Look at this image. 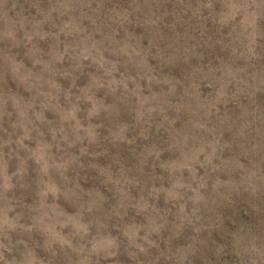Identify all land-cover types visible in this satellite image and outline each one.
<instances>
[{
  "label": "clouds",
  "instance_id": "obj_1",
  "mask_svg": "<svg viewBox=\"0 0 264 264\" xmlns=\"http://www.w3.org/2000/svg\"><path fill=\"white\" fill-rule=\"evenodd\" d=\"M17 3L0 264H264V0Z\"/></svg>",
  "mask_w": 264,
  "mask_h": 264
},
{
  "label": "rangeland",
  "instance_id": "obj_2",
  "mask_svg": "<svg viewBox=\"0 0 264 264\" xmlns=\"http://www.w3.org/2000/svg\"><path fill=\"white\" fill-rule=\"evenodd\" d=\"M33 0H18L17 6L15 11L12 13L13 16H18L20 14H29L30 12L34 13V9H33ZM40 37V41L43 43L44 49L51 55H54L53 52V48H54V44H53V37L51 35V33H47V32H42L39 34ZM37 52L40 51L39 48L36 49ZM211 55H215V53H211ZM65 73H61V79H63ZM73 83H79L77 80L73 79L72 81ZM55 84V81L53 82ZM71 83L68 84L66 87H71ZM86 85L85 84H80L79 87L80 88H84ZM35 175V173H34ZM101 245H103V241H101ZM123 258V257H122ZM100 259L102 260L103 257L101 256ZM108 264H113V262L109 261ZM114 264H126V259L125 260H119V261H115Z\"/></svg>",
  "mask_w": 264,
  "mask_h": 264
}]
</instances>
